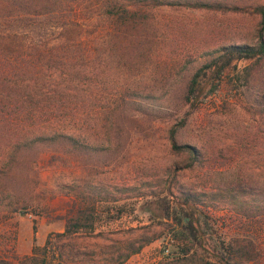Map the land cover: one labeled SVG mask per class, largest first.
Here are the masks:
<instances>
[{
	"label": "rangeland",
	"instance_id": "374dc122",
	"mask_svg": "<svg viewBox=\"0 0 264 264\" xmlns=\"http://www.w3.org/2000/svg\"><path fill=\"white\" fill-rule=\"evenodd\" d=\"M100 1H56L49 22L83 16L73 39L30 42L39 31L22 26L30 30L21 48L69 56L55 70L36 64L45 80L39 98L59 90L70 100L57 113L68 115L75 140L68 152L44 147L33 159L32 181L20 185L26 204L1 216L8 220L0 224V264H202L198 258L216 261V234L250 245L249 259L234 256V264H264V59L233 61L217 92L194 107L181 100L187 78L207 58L257 41L259 16L251 8L264 0H198L239 6L228 10L152 7L135 34L118 38L108 33ZM8 2L0 0V17ZM85 4L95 5L84 13ZM53 30L59 28L47 26L44 34ZM260 34L264 40V29ZM77 48H86L85 56L71 58ZM184 194L200 212L198 224L205 220L215 231L190 262L179 257L171 223L158 215L166 202L177 209ZM92 205L103 212L91 233L58 235L65 216ZM121 207L120 217L103 219Z\"/></svg>",
	"mask_w": 264,
	"mask_h": 264
},
{
	"label": "trees",
	"instance_id": "16d2710c",
	"mask_svg": "<svg viewBox=\"0 0 264 264\" xmlns=\"http://www.w3.org/2000/svg\"><path fill=\"white\" fill-rule=\"evenodd\" d=\"M57 0H11L8 2L10 8L5 12L6 16L0 17V224L3 214L19 211L25 205L27 190L20 185H27V180L33 177L31 163L44 147L51 149H62L69 151L74 140L69 126V117L66 114L61 116L57 110L68 106L70 100L60 99L59 90H52L50 94H44L39 98L42 91L41 84L45 81L40 67L36 61H45L44 68L55 70L61 65L64 56L55 54H43L41 51L31 50V48H21L24 44L21 39L27 38L26 31L30 26L38 29V36L31 38L30 42H48L57 37L73 39L81 33L84 26L81 14L67 16L59 23L49 22L51 15L56 13ZM95 4H85L84 13L89 12V8ZM161 5H182L186 7H196L205 9L228 10L237 9L239 6L228 8L224 4L207 1H181V0H102L97 5L99 14L105 17L109 26V35L118 38L120 35H133L149 19L147 9ZM15 6V8H14ZM61 12L62 10H57ZM76 11V10H73ZM251 11L259 16L258 39L253 45L233 44L223 46L215 55L202 62L187 78L183 85L181 100L182 103L194 107L204 101L208 96L214 95L221 86V81L225 71L233 61L251 60L258 61L264 59V40L260 34L264 29V3L256 4ZM85 16V15H84ZM80 17V18H79ZM88 17V15L86 16ZM5 21L17 22V28L10 31ZM27 25L30 28H24ZM47 26L59 28L54 34L47 32ZM21 29V30H19ZM23 29V30H22ZM47 35V36H46ZM56 35V36H55ZM25 43V42H24ZM76 42L74 45L79 46ZM71 58L76 55L85 56L86 48H77ZM27 51V52H26ZM44 59V60H43ZM66 62V60H64ZM31 82V83H30ZM57 92V94H56ZM47 95V96H46ZM59 96V97H58ZM173 130L169 132V139H172ZM85 144V143H84ZM171 146L174 148L173 141ZM85 147V146H84ZM50 149V148H49ZM32 157L25 164V158ZM34 159V160H33ZM25 168V171H24ZM24 171V172H23ZM140 197V196H139ZM178 207L173 209L166 202L159 207V216L169 221L171 224V239L177 247V254L185 261L194 260L197 248H202L206 239L212 240L213 228L203 222L202 226L198 218H194V213L200 214L192 204L189 203V195H182L178 198ZM103 210L87 206L78 208L72 214L65 216L62 232L58 235H69L83 229L91 233L93 223L101 220ZM123 212L122 207L116 211L115 216L106 211L103 219L118 218ZM197 223V224H195ZM32 240L34 241L35 226L32 225ZM215 251L216 261L203 260L198 258L202 264H234L231 259L239 257L245 261L249 259V252L252 250L248 243L233 240L228 242L221 238L219 234L214 236L212 241ZM48 243L45 239L42 249ZM36 250L33 246L32 253ZM32 258V255L28 256ZM242 264V262H235Z\"/></svg>",
	"mask_w": 264,
	"mask_h": 264
},
{
	"label": "built area",
	"instance_id": "2783aa9c",
	"mask_svg": "<svg viewBox=\"0 0 264 264\" xmlns=\"http://www.w3.org/2000/svg\"><path fill=\"white\" fill-rule=\"evenodd\" d=\"M167 251H168L167 248H164L162 253L167 254Z\"/></svg>",
	"mask_w": 264,
	"mask_h": 264
}]
</instances>
